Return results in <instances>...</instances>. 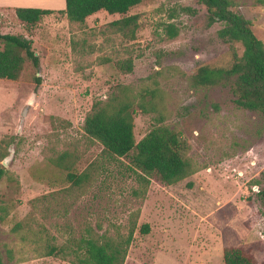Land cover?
<instances>
[{
  "label": "rangeland",
  "instance_id": "obj_1",
  "mask_svg": "<svg viewBox=\"0 0 264 264\" xmlns=\"http://www.w3.org/2000/svg\"><path fill=\"white\" fill-rule=\"evenodd\" d=\"M232 2L264 45V0ZM63 9L30 26L14 8H0V35L27 40L39 63L35 68L22 52L18 79H0L3 263L72 264V257H44L45 245L123 241L133 230L124 264H223L224 246L264 264L263 121L237 107L228 88H199L191 80L200 65L229 67L220 26L206 27L196 0H142L125 15L99 12L83 24L70 23ZM133 15L138 28L127 39L111 23ZM128 60L129 73L117 66ZM114 94L133 104L135 142L166 127L195 172L171 185L154 177L146 184L128 157L110 156L88 138L83 125L93 103ZM68 173L86 177L76 187Z\"/></svg>",
  "mask_w": 264,
  "mask_h": 264
},
{
  "label": "trees",
  "instance_id": "obj_2",
  "mask_svg": "<svg viewBox=\"0 0 264 264\" xmlns=\"http://www.w3.org/2000/svg\"><path fill=\"white\" fill-rule=\"evenodd\" d=\"M196 1L205 7L206 27L220 26L216 34L221 42L229 46L231 62L228 68L198 66L191 77L193 85L199 88H228L234 104L241 109L258 113L264 124L263 43L252 32L250 22L234 10L232 0ZM141 2L142 0H65V8L58 12L66 16L70 23L83 24L87 18L99 12L125 15ZM184 10L190 12L189 8ZM52 12L37 8L14 9L17 19L30 26ZM137 18V15L124 17L112 22L111 26L123 31L127 39H133L138 28ZM165 31L169 38L176 36V30L171 24L165 26ZM0 40L4 44L0 50V79H18L24 64L22 52L35 68L38 67V58L27 40L8 34L0 35ZM235 44L243 49L241 56H238ZM117 66L127 73L133 67L131 60L117 63ZM35 83L39 86L40 78H35ZM134 112L133 104L114 94L106 102L93 103L85 117L83 131L88 138L98 142L106 154L118 158L128 157L132 166L142 174L140 180L146 184L154 177L162 184L171 185L192 175L195 170L181 153L182 143L178 135L168 128L154 127L135 142ZM60 161H63V157ZM4 175L5 171L0 168V181ZM67 176L76 187L86 177L84 174L77 176L74 173H68ZM259 194L264 201V188ZM19 227L18 225L16 229ZM141 231L147 233L148 226L143 225ZM132 234L133 230L123 241L106 237H82L59 246L46 244L43 256L60 259L72 257V264H124ZM222 258L223 264H256L252 255L239 247L224 246ZM0 264H4L1 254Z\"/></svg>",
  "mask_w": 264,
  "mask_h": 264
},
{
  "label": "crops",
  "instance_id": "obj_3",
  "mask_svg": "<svg viewBox=\"0 0 264 264\" xmlns=\"http://www.w3.org/2000/svg\"><path fill=\"white\" fill-rule=\"evenodd\" d=\"M33 3V7H18V2ZM37 8L45 10H54L65 8V0H0V8Z\"/></svg>",
  "mask_w": 264,
  "mask_h": 264
},
{
  "label": "water",
  "instance_id": "obj_4",
  "mask_svg": "<svg viewBox=\"0 0 264 264\" xmlns=\"http://www.w3.org/2000/svg\"><path fill=\"white\" fill-rule=\"evenodd\" d=\"M33 96H34V95H33ZM32 102H33L32 99L28 100L27 107L24 108V110H23V114L26 113V111L28 110V106L31 105ZM10 156H11V155H10ZM9 160H10V157H6V158L2 161V164H3L4 166H6V165H7V162H8Z\"/></svg>",
  "mask_w": 264,
  "mask_h": 264
}]
</instances>
